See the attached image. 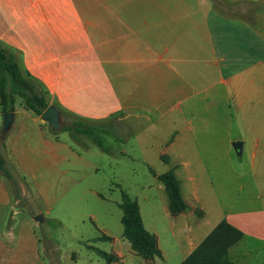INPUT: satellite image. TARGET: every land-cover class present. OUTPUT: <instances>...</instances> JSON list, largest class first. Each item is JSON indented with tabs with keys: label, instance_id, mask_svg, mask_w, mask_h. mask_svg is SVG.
<instances>
[{
	"label": "crops",
	"instance_id": "0c3cea01",
	"mask_svg": "<svg viewBox=\"0 0 264 264\" xmlns=\"http://www.w3.org/2000/svg\"><path fill=\"white\" fill-rule=\"evenodd\" d=\"M0 45L59 117L127 132L130 158L151 175L142 190L164 192L150 170L172 169L187 210L171 214L166 194L142 196L143 211L134 198L160 253L144 263H180L225 221L241 232L227 260L264 264V0H0ZM12 113L0 141L16 172L25 152L83 164L75 148L86 146L46 130L21 102ZM10 197L0 174V203ZM105 236L115 257L105 262L121 264L122 242Z\"/></svg>",
	"mask_w": 264,
	"mask_h": 264
},
{
	"label": "rangeland",
	"instance_id": "374dc122",
	"mask_svg": "<svg viewBox=\"0 0 264 264\" xmlns=\"http://www.w3.org/2000/svg\"><path fill=\"white\" fill-rule=\"evenodd\" d=\"M19 102L15 97L14 107ZM69 118L61 115L60 125ZM44 126L49 130L47 124ZM126 134L122 132L120 138L101 134L107 152L88 137L78 135L75 143L87 147L75 148L83 164L73 159L53 162L41 151L19 154L24 172H17L20 181L16 186L8 183L11 197L0 203V264H107L94 251L97 248L110 253L114 244L105 235L122 242L121 264H146L121 236L117 203L122 192L133 199L137 196L143 211L142 196L158 199L161 194L165 198V193L152 185L142 190L152 182L151 175L142 162L130 158ZM57 135L74 142L66 131ZM18 141L21 145L35 144L25 137ZM158 164L150 161L155 171ZM38 214L42 216L40 222L33 220ZM175 259L169 257L158 264H173Z\"/></svg>",
	"mask_w": 264,
	"mask_h": 264
},
{
	"label": "trees",
	"instance_id": "16d2710c",
	"mask_svg": "<svg viewBox=\"0 0 264 264\" xmlns=\"http://www.w3.org/2000/svg\"><path fill=\"white\" fill-rule=\"evenodd\" d=\"M15 97L20 99L25 109L36 116H40L48 106L45 88L20 68L14 52L0 45V112L2 114L13 112ZM49 131L53 134L66 131L74 142L78 135H84L103 152H107V149L102 144L101 134H111L106 124L88 122L78 117H70L57 130L49 128ZM150 172L163 186L168 200V211L177 214L187 210L188 206L182 199L178 180L172 169L159 174H155L152 170ZM0 174L13 186L20 181L17 172L5 157L3 141H0ZM118 207L121 211V235L128 242L129 248L146 262H151L154 257H160L154 235L146 231L142 225L136 201L122 192ZM194 212L198 216L202 215L198 210ZM240 237L241 232L238 229L225 221H220L178 264H239L228 261L226 251ZM99 238L100 236L96 239ZM94 251L107 263L115 259L112 254L105 251L97 248H94Z\"/></svg>",
	"mask_w": 264,
	"mask_h": 264
},
{
	"label": "water",
	"instance_id": "95a60500",
	"mask_svg": "<svg viewBox=\"0 0 264 264\" xmlns=\"http://www.w3.org/2000/svg\"><path fill=\"white\" fill-rule=\"evenodd\" d=\"M42 123H46L48 128L51 130H56L60 127L59 122V111L52 105H48L39 116ZM13 119L12 112H5L2 114V122L0 126V139L2 140L5 134L8 132ZM238 142H234V146L238 147ZM33 220L40 222L42 216L40 214L33 216Z\"/></svg>",
	"mask_w": 264,
	"mask_h": 264
}]
</instances>
